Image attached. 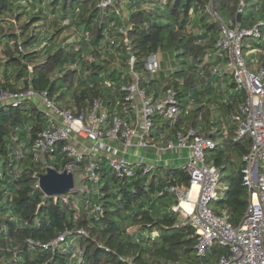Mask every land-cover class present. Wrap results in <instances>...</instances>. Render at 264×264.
I'll list each match as a JSON object with an SVG mask.
<instances>
[{
	"label": "trees",
	"instance_id": "obj_1",
	"mask_svg": "<svg viewBox=\"0 0 264 264\" xmlns=\"http://www.w3.org/2000/svg\"><path fill=\"white\" fill-rule=\"evenodd\" d=\"M97 4L0 0V93H45L55 107L74 115L99 100L109 114L125 116L120 86L131 76L124 40L138 73L148 56H171L168 71L140 83L154 99L173 92L178 102L177 119L156 116L152 130L173 136L193 130L214 141L205 161L219 171L227 190L210 208L237 226L249 199L242 156L251 141L236 137L233 118L241 117L245 94L236 89L225 53L215 44L223 25L257 26L259 37H244L242 52L248 43L264 51V0H111L103 10ZM256 58L257 67L264 66V55ZM47 122L33 100L17 107L0 103V264H217L227 253L213 244L198 257L194 230L173 210L177 200L169 189L189 187L184 167H155L147 175L137 170L132 178H120L100 158L97 183L82 180L89 196L85 190L54 198L42 194L36 185L43 163L30 152L22 158L15 153L29 148ZM49 157L56 172L69 162L59 149ZM64 232L68 236L58 247H44Z\"/></svg>",
	"mask_w": 264,
	"mask_h": 264
},
{
	"label": "built area",
	"instance_id": "obj_2",
	"mask_svg": "<svg viewBox=\"0 0 264 264\" xmlns=\"http://www.w3.org/2000/svg\"><path fill=\"white\" fill-rule=\"evenodd\" d=\"M110 3L111 0H98L97 6L103 10ZM118 30L124 34L125 26L120 24ZM244 37L258 38L257 26L243 30L223 25L215 44L219 51L225 53V69L231 75L236 89L245 94L244 104L239 108L241 117L233 118L236 137H248L251 141L249 150L242 156L243 180L249 199L237 226H232L224 214L216 215L210 208L212 202L225 197L221 193L227 190V184L220 182L219 171L205 161V151L215 146L211 138L198 136L193 130H178L174 134V141L164 146L157 147L150 143L148 137L152 132L154 117L175 121L180 110L173 92L154 99L153 93L148 95L140 88L141 82H147L159 73L160 54L148 56L143 63L144 72L138 73L127 40H124V45L131 82L120 86L126 95V106L122 109L125 116L109 114L99 100L93 101L88 111L74 115L69 110L55 107L45 93L37 94L31 90L19 94L0 93V103L13 107L19 106L24 100L35 101L48 119L46 127L36 134L30 147H19L16 157L22 158L24 153L30 152L35 162L43 163L46 172L49 168L53 169L49 164L51 158L47 159L46 155L59 149L69 161L59 173L71 174L74 181L72 191L84 192V188L76 185L74 176L77 173L80 180L96 184L97 162L100 158H104L106 169L120 178H132L137 170L141 175L154 170L155 166L142 162V159L139 163H130L124 155L118 154L119 149L122 152L129 148L147 147H156L160 152L187 150L184 168L189 177V187H171L169 192L177 200L173 210L178 212L179 220L185 221L194 230L196 255L203 258L213 244H218L225 247L227 253L220 256L217 264H264V66L253 69L247 67L242 52ZM76 139L85 141L87 149L80 150L74 143ZM36 188L40 190L38 178ZM85 194L89 196L90 192L86 191ZM94 210L99 209L94 206ZM67 236V232L59 234L44 247L54 249ZM80 256L81 253L77 251L75 258L80 259Z\"/></svg>",
	"mask_w": 264,
	"mask_h": 264
},
{
	"label": "crops",
	"instance_id": "obj_3",
	"mask_svg": "<svg viewBox=\"0 0 264 264\" xmlns=\"http://www.w3.org/2000/svg\"><path fill=\"white\" fill-rule=\"evenodd\" d=\"M246 48L247 49L244 50L245 51L244 52L245 59L251 65V69L256 68L257 66H259V64H256V61H257L256 54L259 53V54L264 55V51H260L259 49L252 47L250 43H248ZM163 55H161V59L159 60V62H160V70H159L160 72L159 73L166 72L170 68V67L166 68V60L168 58L166 55L165 56H163ZM160 134L161 135H157L155 133V130H152V132H151V135H153L152 140H154V142H155L154 144H152L153 146L161 147V146H164L167 142L174 141V136L172 134H166V133H165V135H162L163 133H160ZM74 143L80 150H86L88 147V144L85 141H82L80 139L74 140ZM115 147H116V145H115ZM133 149H136V148H133ZM136 150H138V149H136ZM161 153L166 154L165 161L171 165V166L170 165L168 166L169 168H172L174 166L184 167L186 160H187V157H188V151L187 150L161 151ZM118 154L124 155V156L127 155L125 152H122L120 150L118 151ZM225 193L226 192L224 191L221 193V195L224 197ZM221 199H223V198L220 197L219 200H221ZM187 209H189V207Z\"/></svg>",
	"mask_w": 264,
	"mask_h": 264
},
{
	"label": "rangeland",
	"instance_id": "obj_4",
	"mask_svg": "<svg viewBox=\"0 0 264 264\" xmlns=\"http://www.w3.org/2000/svg\"><path fill=\"white\" fill-rule=\"evenodd\" d=\"M124 9V8H123ZM124 12L127 13V11L124 9ZM44 40L41 39V41L35 45L34 48H38V46L40 44H42ZM72 41V38L68 40V42H71ZM161 55L163 54H160L158 56V59L160 60L161 59ZM165 56V55H163ZM170 62H171V56L168 57V59L166 60V68H169L170 67ZM165 71V70H164ZM158 75V74H157ZM156 75V76H157ZM155 76V77H156ZM154 77V78H155ZM39 106H41L39 103H38ZM113 147H115V145H112ZM120 150V149H119ZM127 155L125 156V158L130 162V163H139L140 160L142 159V162L144 163H147L149 165H152V166H156V167H162L164 169H168L169 165L165 159H166V154L165 153H161L160 151H158V149L156 147H147V148H140L138 150L136 149H133V148H129L126 150L125 152ZM161 153V154H160ZM161 157V158H160ZM160 158V159H159ZM171 166V165H170ZM178 167H181V166H174L172 168H178ZM150 176V175H149ZM234 177V176H233ZM74 179H75V182H76V185L78 187H81V188H84V185L82 183V180H80L78 178V174L76 173L75 176H74Z\"/></svg>",
	"mask_w": 264,
	"mask_h": 264
},
{
	"label": "water",
	"instance_id": "obj_5",
	"mask_svg": "<svg viewBox=\"0 0 264 264\" xmlns=\"http://www.w3.org/2000/svg\"><path fill=\"white\" fill-rule=\"evenodd\" d=\"M38 186L45 196H64L74 189V181L71 174L49 168L38 176Z\"/></svg>",
	"mask_w": 264,
	"mask_h": 264
},
{
	"label": "bare ground",
	"instance_id": "obj_6",
	"mask_svg": "<svg viewBox=\"0 0 264 264\" xmlns=\"http://www.w3.org/2000/svg\"><path fill=\"white\" fill-rule=\"evenodd\" d=\"M183 206H184L185 208H188L186 204H183Z\"/></svg>",
	"mask_w": 264,
	"mask_h": 264
}]
</instances>
